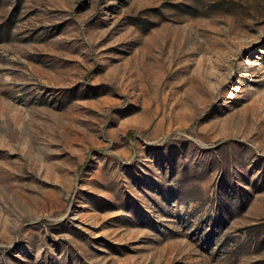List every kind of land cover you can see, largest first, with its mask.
<instances>
[{
    "label": "rangeland",
    "instance_id": "rangeland-1",
    "mask_svg": "<svg viewBox=\"0 0 264 264\" xmlns=\"http://www.w3.org/2000/svg\"><path fill=\"white\" fill-rule=\"evenodd\" d=\"M0 264H264V0H0Z\"/></svg>",
    "mask_w": 264,
    "mask_h": 264
},
{
    "label": "built area",
    "instance_id": "built-area-1",
    "mask_svg": "<svg viewBox=\"0 0 264 264\" xmlns=\"http://www.w3.org/2000/svg\"><path fill=\"white\" fill-rule=\"evenodd\" d=\"M241 238H245L246 237V232L242 231L238 234Z\"/></svg>",
    "mask_w": 264,
    "mask_h": 264
}]
</instances>
